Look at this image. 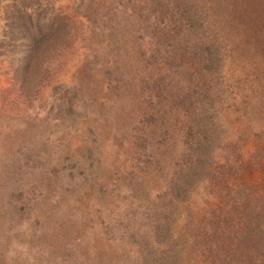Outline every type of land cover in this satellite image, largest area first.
Wrapping results in <instances>:
<instances>
[{"label":"rangeland","instance_id":"374dc122","mask_svg":"<svg viewBox=\"0 0 264 264\" xmlns=\"http://www.w3.org/2000/svg\"><path fill=\"white\" fill-rule=\"evenodd\" d=\"M252 7L0 0V264H264Z\"/></svg>","mask_w":264,"mask_h":264},{"label":"trees","instance_id":"16d2710c","mask_svg":"<svg viewBox=\"0 0 264 264\" xmlns=\"http://www.w3.org/2000/svg\"><path fill=\"white\" fill-rule=\"evenodd\" d=\"M189 9L187 15L189 20L196 27L203 30H215L223 31L224 26H227L231 22H235L237 28H240L244 21L249 19L247 16H254L256 14V8L252 7L255 4V0H239L240 4L237 7L221 10L220 7L223 4L222 0H188ZM225 7V5H224ZM223 11V12H222ZM239 18V19H238ZM254 23L255 20H253ZM234 25V26H235ZM38 50L40 47L37 48Z\"/></svg>","mask_w":264,"mask_h":264}]
</instances>
